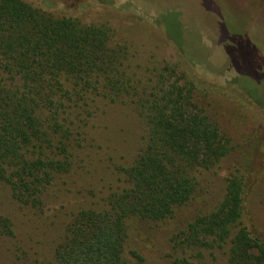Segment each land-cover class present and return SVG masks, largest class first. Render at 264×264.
Returning a JSON list of instances; mask_svg holds the SVG:
<instances>
[{
    "label": "trees",
    "instance_id": "trees-1",
    "mask_svg": "<svg viewBox=\"0 0 264 264\" xmlns=\"http://www.w3.org/2000/svg\"><path fill=\"white\" fill-rule=\"evenodd\" d=\"M100 7L84 0L73 13L62 3L0 0V181L17 207L45 213L46 191L70 172L72 136L95 103L128 104L143 127L135 159L119 170L122 188L100 208L72 215L49 264H145L131 247L135 224L173 220L194 200L200 174L219 169L233 150L201 100L219 88L180 71L154 38L139 44L135 34L117 36L108 20L92 23L106 17ZM245 155L231 167L222 200L183 224L170 264H264L263 234L246 205L262 168ZM14 229L0 212V238L20 243ZM13 254L10 264H43Z\"/></svg>",
    "mask_w": 264,
    "mask_h": 264
},
{
    "label": "rangeland",
    "instance_id": "rangeland-1",
    "mask_svg": "<svg viewBox=\"0 0 264 264\" xmlns=\"http://www.w3.org/2000/svg\"><path fill=\"white\" fill-rule=\"evenodd\" d=\"M32 1L48 9L62 3L76 13L84 0ZM96 1L102 11L98 15L106 17L91 19L92 23L108 20L117 36L135 34L139 44L154 38L173 53L180 71L197 83L219 88L210 91L217 96L203 94L201 100L233 148L219 169L200 174L194 200L173 220L137 222L131 247L145 264L174 261L178 256L174 238L183 224L211 211L222 200L231 167L244 162L248 152L250 161L254 159L262 169L246 205L252 225L264 238V0ZM84 8V15L90 13L89 7ZM204 83L198 86L202 92L207 87ZM88 112V117L85 113L81 116L86 124L72 136L71 170L57 176L46 191L43 215L23 212L0 181V212L12 220L20 242L0 238V264L13 261L14 248L31 256L32 261L51 263L72 215L100 208L103 198L122 188L119 170L135 159L144 135L142 124L128 104L100 101ZM255 130L260 132L258 141L246 145Z\"/></svg>",
    "mask_w": 264,
    "mask_h": 264
}]
</instances>
